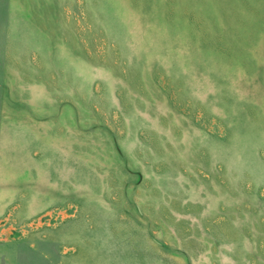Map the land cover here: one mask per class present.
<instances>
[{"label": "rangeland", "instance_id": "1", "mask_svg": "<svg viewBox=\"0 0 264 264\" xmlns=\"http://www.w3.org/2000/svg\"><path fill=\"white\" fill-rule=\"evenodd\" d=\"M0 264H264V0H0Z\"/></svg>", "mask_w": 264, "mask_h": 264}]
</instances>
